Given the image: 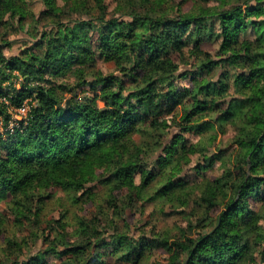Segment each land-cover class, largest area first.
Masks as SVG:
<instances>
[{
	"label": "trees",
	"instance_id": "trees-1",
	"mask_svg": "<svg viewBox=\"0 0 264 264\" xmlns=\"http://www.w3.org/2000/svg\"><path fill=\"white\" fill-rule=\"evenodd\" d=\"M38 3L0 0V264H143L155 249L166 264H264V0ZM211 39L221 57L202 49ZM228 129L229 148L211 149ZM193 157L192 178L172 175ZM94 183L111 214L97 205L71 231L64 214L42 228L49 188L76 204ZM122 189L169 205L193 234L131 237L111 217L129 207Z\"/></svg>",
	"mask_w": 264,
	"mask_h": 264
},
{
	"label": "rangeland",
	"instance_id": "rangeland-1",
	"mask_svg": "<svg viewBox=\"0 0 264 264\" xmlns=\"http://www.w3.org/2000/svg\"><path fill=\"white\" fill-rule=\"evenodd\" d=\"M105 1L110 6V8L113 7L114 0ZM40 7L41 6L39 5L38 0H36L34 10L37 12ZM19 36L21 35L10 36L9 38L17 39ZM19 46L20 43L12 44L4 50V54L8 57L12 54L17 53ZM202 49L209 52L213 57L218 58L222 56L221 52L218 50V44L215 40H205V42L202 43ZM98 66L104 73H111L114 69L113 63L109 61H99ZM182 68L188 70L189 66H184ZM72 76L76 77L77 73L73 72ZM177 84L180 86H189L191 82L188 79H180L177 80ZM12 114V120L20 119L22 116L17 112V109L12 111ZM171 116L172 115H168V118ZM11 126L12 125H10L9 127ZM172 130L175 131L176 128L172 127ZM232 135L233 133L230 129H228L224 135L219 134L215 141H211V143H213L211 149H228ZM186 136L188 138L190 137L193 141H195L197 138L196 136H192V134H187ZM196 158L197 157H193L191 164H189L190 166L174 168L172 170V175L175 177L185 176L186 174L189 176L193 175V170L191 167L194 165L193 162L196 161ZM204 173L211 178L218 176L220 173L218 164H215L213 168H207ZM190 178H192V176H190ZM92 187H94V195L91 201H81L76 204L68 199V196L65 195V193H63L62 191L53 187L49 188L48 192L50 196L44 201L43 211L41 213V218L43 221L42 228L47 225L46 221L51 219H58L62 214H64V221H66V224L68 225L66 227L68 231H71L72 225H75L76 221L79 218H84L87 220L90 219L94 214L97 213V208H102L111 214V210L110 208H108L107 204V199L110 195L108 187L99 183L92 184ZM113 194L120 200V197L124 194H128V191L126 189H122L120 191L113 192ZM128 201L129 207L125 209H123L122 205L119 204L120 211H117V213L121 215L120 217H113V215H111V217L113 218V221H115V223L119 225V227L124 231L128 232V235H130L131 237H138L139 235H146L148 237L151 234L157 233H160L162 236L180 237L182 232H185L186 235H190V233H192L193 231L189 230V228L187 227V221L182 218L181 215L175 213L171 214L172 212L169 205L161 204L159 202H146L139 199L136 194H128ZM97 205L98 207L96 208ZM256 206L257 204H255V207ZM1 209H5L3 202L0 204V210ZM4 213H6V210L4 211ZM7 222L8 224L6 230L11 233L7 234L14 238H19V228L17 226H13L11 218H7ZM102 223L107 226L105 221H102ZM3 237V235H0V248L3 245ZM28 241H30L29 238ZM28 246L29 249H23V255L21 256L22 258L27 256L28 254H34L38 249H43L44 247L43 245H41L40 240H38L36 244H30ZM259 248L260 244L256 243L252 251V259L258 256ZM152 253L153 254L150 256V258L143 264H166L167 254L162 249H155L152 251ZM1 257L2 254L0 251V258ZM102 260L105 261L106 264H129L125 262H115L113 260H110L108 256H103ZM58 261V259L55 260V262Z\"/></svg>",
	"mask_w": 264,
	"mask_h": 264
},
{
	"label": "built area",
	"instance_id": "built-area-1",
	"mask_svg": "<svg viewBox=\"0 0 264 264\" xmlns=\"http://www.w3.org/2000/svg\"><path fill=\"white\" fill-rule=\"evenodd\" d=\"M27 111H28V105H27V103H26V101H25V102L21 105V107H19V108L17 109V112H18L19 114H21V115H25Z\"/></svg>",
	"mask_w": 264,
	"mask_h": 264
}]
</instances>
